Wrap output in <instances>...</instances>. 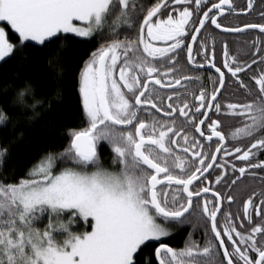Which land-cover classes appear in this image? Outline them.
<instances>
[{
    "label": "snow or ice",
    "instance_id": "1",
    "mask_svg": "<svg viewBox=\"0 0 264 264\" xmlns=\"http://www.w3.org/2000/svg\"><path fill=\"white\" fill-rule=\"evenodd\" d=\"M226 11L232 0H0V69H14L0 71V169L45 107L22 69L43 61L63 80L66 51L103 39L76 75L86 126L0 179V264H264V57L253 70L225 41L218 62L199 36L264 23L226 28ZM233 82L243 95L222 99ZM186 224L202 240L165 242Z\"/></svg>",
    "mask_w": 264,
    "mask_h": 264
},
{
    "label": "trees",
    "instance_id": "2",
    "mask_svg": "<svg viewBox=\"0 0 264 264\" xmlns=\"http://www.w3.org/2000/svg\"><path fill=\"white\" fill-rule=\"evenodd\" d=\"M102 42L103 39L97 37L78 51L68 49L64 57L67 71L63 80L57 81L52 70L43 61L30 62L31 66L22 69L24 74L33 81L37 98L45 101V107L37 108V115L26 130L23 140L17 141L13 148L12 159L3 169H0V179H4L6 182L12 181L13 178L18 180L25 174L28 167L37 161L45 149L61 150L66 146L68 142L66 129L86 126V122L79 118L81 113L77 101L76 75L83 60L87 58V54ZM13 70L10 65H5L4 69H0L7 73H11ZM57 87L62 89L59 96H57ZM4 135L6 133L0 130V138ZM101 143L103 144L101 153L109 164V160L111 161L110 147L106 142L102 141ZM193 231L194 238L201 240L197 233H203V229L193 230L192 225L187 224L175 227L173 234L165 238V242L175 248L182 247L189 232Z\"/></svg>",
    "mask_w": 264,
    "mask_h": 264
},
{
    "label": "flooded vegetation",
    "instance_id": "3",
    "mask_svg": "<svg viewBox=\"0 0 264 264\" xmlns=\"http://www.w3.org/2000/svg\"><path fill=\"white\" fill-rule=\"evenodd\" d=\"M206 2L211 4L218 2V0L215 2L207 0ZM248 2L249 0H232V5L236 11H226L222 16L217 17L218 21L226 28L241 27L244 24L264 23V17L261 16V13H264V0H252L251 8H248ZM241 9H247V11H240ZM199 36L201 39L206 40L209 53H211L213 48V41L215 42V55L218 62H222L223 60L222 49L223 44L226 41L230 54L237 55L245 62L256 60V64L253 65V70L261 66L259 58L264 57V34H262L259 29H245L242 32H225L221 29H216L214 25H211L210 22H207L205 29L201 31ZM257 37L260 38L258 42ZM257 47L261 49L260 52H256ZM253 53H255V55H253ZM197 59L199 60L201 57H197ZM182 63H184V61H182ZM204 67L205 69H209L208 65H205ZM191 71V66H187L185 68L184 74H191ZM202 71L206 78L208 71ZM210 71L215 78V70L211 69ZM242 79L245 80V83L254 86V82L250 80L248 75H242ZM205 84L206 87L211 90L212 84L208 83L207 80H205ZM190 87L197 88L198 85L192 84ZM222 91L225 94L222 99L226 98L229 100H235L243 95V89H240L239 85L235 82L231 84L226 83ZM235 126H239V124H236ZM225 130L227 131V129ZM260 158H264V156H261ZM101 160L104 162L105 166H109V164H111L110 160L109 164L106 162L102 153ZM245 179L246 177H241V180ZM237 183H240V181H237ZM232 210L236 211V205L232 206ZM197 236L202 240L203 233H197Z\"/></svg>",
    "mask_w": 264,
    "mask_h": 264
},
{
    "label": "rangeland",
    "instance_id": "4",
    "mask_svg": "<svg viewBox=\"0 0 264 264\" xmlns=\"http://www.w3.org/2000/svg\"><path fill=\"white\" fill-rule=\"evenodd\" d=\"M103 166L106 167V168H110V169L112 168L111 164H109V166H105V165H104V162H103ZM173 232H174V230L172 231V233H173ZM172 233H171V234H172ZM171 234H170V235H171Z\"/></svg>",
    "mask_w": 264,
    "mask_h": 264
},
{
    "label": "water",
    "instance_id": "5",
    "mask_svg": "<svg viewBox=\"0 0 264 264\" xmlns=\"http://www.w3.org/2000/svg\"><path fill=\"white\" fill-rule=\"evenodd\" d=\"M222 31H224L223 29H221ZM226 32V31H225Z\"/></svg>",
    "mask_w": 264,
    "mask_h": 264
}]
</instances>
